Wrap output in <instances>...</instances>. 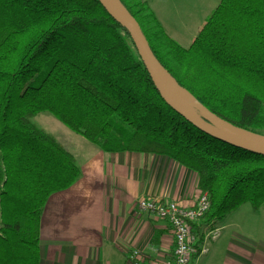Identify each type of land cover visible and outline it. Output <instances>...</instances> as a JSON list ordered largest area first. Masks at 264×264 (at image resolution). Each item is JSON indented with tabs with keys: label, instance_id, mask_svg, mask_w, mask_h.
Masks as SVG:
<instances>
[{
	"label": "trees",
	"instance_id": "trees-1",
	"mask_svg": "<svg viewBox=\"0 0 264 264\" xmlns=\"http://www.w3.org/2000/svg\"><path fill=\"white\" fill-rule=\"evenodd\" d=\"M120 1L182 88L259 135L264 0H220L187 48L164 33L147 2ZM43 113L104 153L163 156L195 173L209 208L191 223V263L204 226L244 204L264 209V156L204 134L165 104L127 29L98 0H0V264L40 263L46 202L80 177L73 155L31 122Z\"/></svg>",
	"mask_w": 264,
	"mask_h": 264
},
{
	"label": "crops",
	"instance_id": "crops-1",
	"mask_svg": "<svg viewBox=\"0 0 264 264\" xmlns=\"http://www.w3.org/2000/svg\"><path fill=\"white\" fill-rule=\"evenodd\" d=\"M141 1L148 3L164 33L182 48L190 46L220 2ZM69 134L63 133L60 143L75 158L80 177L46 202L40 220L39 264H127L132 251L147 262L171 263L169 225L140 211L137 202L148 198L193 208L200 194L195 173L163 156L104 153L81 136ZM199 248L191 264H264V209L254 212L244 204L204 226Z\"/></svg>",
	"mask_w": 264,
	"mask_h": 264
},
{
	"label": "water",
	"instance_id": "water-1",
	"mask_svg": "<svg viewBox=\"0 0 264 264\" xmlns=\"http://www.w3.org/2000/svg\"><path fill=\"white\" fill-rule=\"evenodd\" d=\"M98 1L117 23L127 29L144 68L165 104L204 134L238 149L264 156L263 137L242 131L219 119L176 82L156 59L136 21L120 0ZM187 102L202 118L187 106Z\"/></svg>",
	"mask_w": 264,
	"mask_h": 264
},
{
	"label": "built area",
	"instance_id": "built-area-1",
	"mask_svg": "<svg viewBox=\"0 0 264 264\" xmlns=\"http://www.w3.org/2000/svg\"><path fill=\"white\" fill-rule=\"evenodd\" d=\"M137 208L153 218L165 221L173 236L172 262L166 264H191L195 253L196 237L192 233L191 223H198L209 208L206 195L197 199L195 206L185 209L173 201L139 199ZM127 264H155L145 261L137 251H132Z\"/></svg>",
	"mask_w": 264,
	"mask_h": 264
},
{
	"label": "rangeland",
	"instance_id": "rangeland-1",
	"mask_svg": "<svg viewBox=\"0 0 264 264\" xmlns=\"http://www.w3.org/2000/svg\"><path fill=\"white\" fill-rule=\"evenodd\" d=\"M126 2L127 5H132L133 0H124ZM31 122L38 128L44 130L45 132L51 134L52 136H54V138L60 143L62 142V134L63 133H70L69 135H77V134H73L72 132H70L67 128H65L60 122H58L56 119H54L51 115H49L48 113H43L40 114L36 117H34L33 119H31ZM260 137L264 138V128L262 130L259 131L258 133ZM65 138V136H63ZM63 144V143H60ZM64 145V144H63ZM202 195H206L205 193L200 192L199 197H201ZM207 196V195H206ZM208 197V196H207ZM144 199V198H141ZM247 207H249V204H247ZM243 214H238V217L241 218ZM202 219V218H201ZM200 219V220H201ZM232 219V218H230ZM223 220V219H222ZM221 221V220H220ZM170 228V227H169ZM192 258V257H191ZM191 261V260H190Z\"/></svg>",
	"mask_w": 264,
	"mask_h": 264
}]
</instances>
